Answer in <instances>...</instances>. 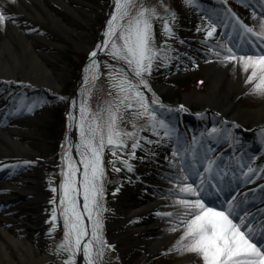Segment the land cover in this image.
<instances>
[{"label":"snow or ice","instance_id":"snow-or-ice-1","mask_svg":"<svg viewBox=\"0 0 264 264\" xmlns=\"http://www.w3.org/2000/svg\"><path fill=\"white\" fill-rule=\"evenodd\" d=\"M3 2L15 3V0ZM184 3L189 8L200 7L198 0H184ZM221 3L227 5L228 0H221ZM163 7L165 15H161L156 7H149L144 3L137 4L136 0H114V12L107 21L106 31L103 33L105 39L89 54V64L84 69L85 84L97 80L100 76L98 51L106 50V54L120 62L121 66L109 65L108 79L111 81L114 96L113 91H110L109 95L113 96V99L107 102L105 108L93 112L86 100L80 103L77 124L79 143L76 145L79 161L72 159L71 143L62 156L59 209L53 208L51 218L53 229L56 226L57 211L63 218V239L55 249L57 254H66L62 264H77L76 257L81 253L84 264H102L106 250L111 247L103 236L102 213L106 209L100 202L104 198L105 148L108 147L113 157H116L118 150L129 148L127 140H130L131 157L134 159L142 140L154 144L164 139L171 140L174 136L176 147L172 151V156L177 157L179 162L172 163L181 175L174 179L176 189L171 195L175 197L174 204L178 206V211L157 213L174 219L175 222L169 231L182 232L176 240L174 250L195 254L202 260V264H264V228L259 230L258 235L252 223L246 220L247 214L241 215L237 211L235 197L219 208L206 201V197L213 194V184L216 194L225 191L220 181H223L228 173L220 174L222 169L216 160L209 158L208 152L212 151L211 148L203 157H199L195 138L192 145L183 143L176 136V128L160 118L162 114L159 109L166 106L152 92L151 86L144 78L145 75H151L154 65L163 63L168 67L173 58H178L173 56L172 46L167 42L162 48L158 49L155 46L154 22H163L162 30L166 37L171 39L175 36L170 21L174 22L178 18L177 13L167 6ZM206 18L207 29L198 31H205L206 38L212 40L218 30L220 16L214 14ZM223 19L226 21L234 19L233 32L236 31V25H239L243 35L249 38L248 43L256 51L238 53L228 45L222 46L221 49L210 46L212 55L223 62H238L246 74L245 83L251 85L249 94L264 96V15L257 17L253 13V19L258 20V24L249 26L230 8H225ZM8 20L15 23L14 18L4 11L3 4L0 3V28L5 26ZM180 43L183 44L184 41L181 40ZM142 89L152 92L151 102ZM31 107L32 105H27L29 110ZM122 109L132 113L134 131H126L120 127ZM167 110L172 111L171 108ZM178 110L186 111L183 106ZM68 120L71 129L75 117L70 113ZM137 120H146L147 123L138 126L135 123ZM144 131H151L159 141L145 139L141 135ZM207 135L219 141L230 139L232 132L213 127ZM201 159L206 165L203 168L200 166ZM112 163L114 166L115 160ZM121 163L129 172L133 170V165L128 160H121ZM79 165H82V170ZM120 170L114 166V171ZM256 171L257 169L249 165L244 175L249 177V174H255ZM259 171L264 172V167L259 168ZM216 175H220V180L215 179ZM193 177H196L199 183ZM51 190L57 192L56 188Z\"/></svg>","mask_w":264,"mask_h":264},{"label":"bare ground","instance_id":"bare-ground-1","mask_svg":"<svg viewBox=\"0 0 264 264\" xmlns=\"http://www.w3.org/2000/svg\"><path fill=\"white\" fill-rule=\"evenodd\" d=\"M237 1L250 2V5L259 9V12L264 15V6H262L264 0ZM90 2V0H15V3H4L0 0L4 11L15 20V23L11 20L6 21L5 26L0 28V83L3 84L5 91L13 90L16 86H27L48 93L59 92L58 82L62 78L64 66L53 67L50 62L57 61L62 45L61 41L49 38L45 31L64 41L72 40L74 47L84 51L89 57L90 52L96 50V46L83 33L72 34V27L76 19L85 21L88 18ZM219 25H223L225 33L220 39V36L215 34L214 38L209 40L213 46L221 49L222 46L228 45L238 53L243 52L239 47L249 44L246 40L248 37H239L243 35V30L236 27V31L229 35L227 33L233 31V25L222 20ZM220 30L218 28V31ZM43 42L46 45L41 44ZM195 44L193 40H189L187 45L194 51V56L200 59L202 52ZM249 48V52L256 51L252 46ZM212 59L213 62L206 64L211 78L206 94L202 97L206 108L199 115L203 117L208 112L219 117L227 116L229 113L228 122L234 127L239 125L236 127L237 131H241L242 126L247 124L264 126V96L258 95V106L250 115L243 118L238 114L236 102L241 96L249 94L251 88V85L245 83L246 74L241 65L235 61L223 62L214 55ZM84 77L83 71L80 89H84L88 84H85ZM3 95H0V113L10 112L11 114L13 111L10 110L15 108V103L5 101ZM232 95H235L236 99L230 102L228 99ZM191 100H194L193 96L186 99V101ZM15 114L17 113L14 112L13 115ZM25 114L32 115L28 117L30 119H25ZM17 115L22 119H11L0 125V168L8 169L16 163L23 164L21 166L24 167L8 170L9 172L7 171L8 173L0 178V264H45L47 255L37 254L38 249L33 247L31 237L37 230L47 233L50 212L58 192L54 193L49 187L47 174L40 165L43 160L34 155L37 151H43L45 144L42 142L34 145L31 142L33 132L25 125L28 121L39 120L41 118L39 112L23 110ZM189 118L182 117L185 120L183 127L192 130L197 126L198 119ZM184 139V137L181 138L182 141ZM237 141H230L232 147L229 151L238 153L244 161L249 159L252 147L250 145L248 147L246 141ZM166 143L167 141L164 140L152 145L153 155L149 161L155 168L145 177L137 178L138 185L144 190H139L138 185L132 183V187L136 186V188L131 191V196L119 201L112 207L111 212L105 215V219H102L103 236L107 242L116 237H126L124 247L128 249L122 252L126 264H143L144 258L140 253L142 250L159 253L164 248H168L171 253L175 252L174 245L182 234L181 231H169L175 222L172 217L157 215V213L178 211V206L174 204L175 197L171 193L176 189L174 179L181 175L172 162L179 161L164 158L162 152ZM217 143L218 141L211 137L203 141V144L211 146ZM221 148L226 149L225 145L219 150ZM257 156L259 164L264 165L263 148L258 151ZM25 161L36 165L28 166ZM59 165L62 163L60 162ZM251 182L255 187L259 180L253 178ZM236 202L241 201L235 197ZM250 212L251 210L247 213L246 219L252 218L251 223L256 230L264 223V215L255 217ZM108 228L114 230L111 236L105 234ZM32 251H35L34 253L38 256L35 257ZM186 262L202 264V260L195 254H190Z\"/></svg>","mask_w":264,"mask_h":264},{"label":"rangeland","instance_id":"rangeland-1","mask_svg":"<svg viewBox=\"0 0 264 264\" xmlns=\"http://www.w3.org/2000/svg\"><path fill=\"white\" fill-rule=\"evenodd\" d=\"M88 9L89 14L88 18L85 21H79L76 19L73 23L72 34L76 32H81L86 38L93 43L95 46L99 41V34L104 26L105 18L107 16V10L111 5V0H90ZM137 4L144 3L149 7H156L157 11L161 15H165V7L167 6L172 11L177 13V19L174 22H171L174 28L175 36L171 39L166 37L162 30L161 21L154 22V35H155V46L159 49L162 48L165 42L172 46L173 56L178 58H173L169 63L168 67H165L163 63L153 66V70L150 76L145 75V79L148 81L151 86L152 92L156 94L160 102L166 106L164 109H159V112L162 114L160 118L166 120L170 125H173L177 132L176 136L184 135L182 130H185V134L189 135L188 141L185 143L191 145L193 139H206L210 138L207 133L213 127L217 129L231 130L232 137L230 139H220L215 146L208 145L212 149L211 152H208L210 159L218 160L227 159L228 155H222V151L219 150L223 144L227 143L229 140H239L240 142H247V145L252 147L250 153L253 157L255 154H258V151L262 148L264 149V126H254L252 124H247L242 126L241 131H237L229 121V113L227 116H214L213 113H206L203 117L199 114L203 113L206 106L202 102V97L206 94L207 88L210 83V74L206 68V64L213 62L212 48L209 45H205L200 42H196L197 49L202 52L200 59L194 56V51L188 47L189 40H202L206 41L205 31L198 29H207L208 15H219L220 20L225 21L231 25L235 24V20L226 21L223 19V10L225 8H230L233 12L239 16L245 24L249 26H256L258 20L253 19V13L257 17L261 16L262 13H257L253 11V6L249 3L237 1V0H228V4L224 5L221 3V0H198L200 5L199 8H189L185 5L184 0H136ZM163 5V6H161ZM264 6V5H262ZM237 29L239 25H236ZM241 30V29H240ZM233 31L227 33L232 35ZM45 34L50 38H54L57 41H61V50L57 55L56 62H50V64L55 66H64L62 70V78L58 82L60 90L58 93H48L45 91H35L31 90L27 86L18 87L16 86L13 90L5 91L2 90L3 87H0V95H3L4 100L7 102L14 101L15 108L10 111L19 112L25 110V112H39L41 118L39 120L28 121L25 123L28 130L33 132L31 137V142L36 145L40 143L45 144V149L43 151H37L34 153L35 157L40 160H43L41 167L47 174L49 187L56 188L59 192V185L61 182V169L62 165L55 166L56 163L62 161V155L64 151L65 142L63 139V144L57 145L55 142L49 138L48 135V123L51 120L52 110L56 107L59 110L67 113L69 107V99L73 96L74 92L77 89V83L81 76V70L87 62L88 55L82 50L76 49L73 45V41H64L60 37L52 36L51 33L45 31ZM239 37H244L241 34ZM72 39H75L72 37ZM249 38L246 40L248 41ZM183 40L184 43L181 44L180 41ZM198 41V40H197ZM45 44V42L41 43ZM195 44V45H196ZM46 45V44H45ZM234 46V42H233ZM250 44H243L239 47L242 51H250ZM46 48V47H45ZM191 50V51H190ZM205 53V54H204ZM196 54V52H195ZM101 56L107 58L113 64L121 65L120 62L113 60L109 55L106 54V50L102 51ZM82 60L83 63H82ZM82 63V64H81ZM110 68L107 65H101L100 76L97 80L89 82L84 89H80V100H86L88 106L93 112H96L107 106V102L113 99L114 90L111 89V81L108 79ZM182 81L181 86L178 85ZM143 90V89H142ZM113 91V96L109 95V92ZM145 95L149 97V102H151L152 92L143 90ZM2 92V94H1ZM90 93V95H89ZM189 96H193L194 100L186 101ZM236 99L235 95H232L228 101H234ZM27 105H32L31 109L27 108ZM53 105V106H52ZM238 106V114L242 115L243 118L247 115H250L252 110L258 106V95L255 94H245L241 96L239 101L236 102ZM183 106L186 111H179L180 107ZM226 107L227 104L225 103ZM158 107V106H156ZM167 108H171L172 111L169 112ZM178 108V109H177ZM11 116L10 112L0 113V125L7 123L11 119L21 120L22 117L15 114ZM41 113V114H40ZM33 114V113H32ZM32 114H25V119H30ZM122 120L120 122V127L126 131H134L132 128L133 116L132 113L125 112L123 109L120 113ZM183 116L196 117L198 124L192 130L182 129L184 123L182 119ZM199 116V117H198ZM241 116V117H242ZM25 121V120H24ZM227 122V123H225ZM137 125L146 124V120H137L135 121ZM188 128V127H187ZM204 134V135H202ZM141 135L148 140H157V136L152 135L151 131H144ZM127 140V138H125ZM175 141L173 144L168 143L167 150L163 151L165 159H177V157L172 156V151L176 147V138L173 137ZM169 141L168 139H164ZM163 140V141H164ZM172 140V139H171ZM54 142V143H53ZM161 142V141H159ZM129 148L126 150H118L117 156L113 157L111 150L106 147L104 150L103 161L105 168V179H104V198L100 201L103 207L106 209L102 213V219H105V215L111 212L112 207H114L122 199H127L131 196L132 188L130 186L132 171L129 172L127 168L121 163V160H128L131 163L133 160L138 159L141 161V154L146 155L148 158H151L153 151H150V145L141 141V147L136 150V156L133 159L131 157V141L127 140ZM63 146V147H62ZM173 147V149H172ZM205 147V146H204ZM203 147V148H204ZM222 149V148H221ZM199 153V152H198ZM197 155L203 157L204 154ZM233 159L237 162L241 161V156L232 154ZM221 156V157H219ZM245 164V172L247 171V166L252 165L250 163V158ZM46 158V159H45ZM218 158V159H217ZM188 159H191V152L188 153ZM115 160V167L120 168L119 172L114 171V166L112 161ZM26 162V161H25ZM28 166L36 165L35 163L28 162ZM21 165L23 164H14L10 168H0V176L6 175L10 170H18L24 168ZM206 166L203 163V160L200 161V166ZM155 166L152 163H148L145 167H141V173L137 174V178L149 174ZM8 171V172H7ZM109 175H117L118 180H114L111 183V186L107 187ZM261 178V177H260ZM264 179V176H262ZM263 183V182H262ZM264 184V183H263ZM117 189H119L117 191ZM139 190H144L143 187L138 186ZM109 193H112V196H108ZM214 194L210 195L213 196ZM59 196L55 199L53 207L51 209V215L48 223L47 233L37 230L33 234L31 243L35 249H38L37 254L40 256L42 254L47 255V262L45 264H62L66 259L65 253H56V245L59 244L63 239V218L60 216L59 211H57V219L55 221V228L53 229L52 222V212L53 208L59 209ZM227 201L220 200L215 202L216 207H220L222 204H226ZM32 216V215H31ZM22 222H25L22 220ZM30 222V220H29ZM26 223V222H25ZM51 229V231H50ZM114 233V230L108 228L105 230V234L111 236ZM144 238V237H143ZM126 237H116L110 242H107L111 247L108 248L103 256V264H126V259L122 255V252L128 248L124 247L126 243ZM33 253L35 251H32ZM141 256L144 258L143 264H187V257L192 253H180L173 252L167 249H163L161 252H145L141 251ZM36 253L34 256L37 257Z\"/></svg>","mask_w":264,"mask_h":264},{"label":"water","instance_id":"water-1","mask_svg":"<svg viewBox=\"0 0 264 264\" xmlns=\"http://www.w3.org/2000/svg\"><path fill=\"white\" fill-rule=\"evenodd\" d=\"M112 8H113V0H111V5L108 8L109 11H107V16L105 18L104 26H103L100 34H99V41H98L97 45L101 44L102 41L105 39V37L103 36V33L106 31L107 21L111 18V14L114 12V9L112 10ZM101 53H102V51H100L99 54H98V58H99L98 60L100 62V71H101V65H103V64L107 65V66H109L111 64V65H113L115 67H120L121 66V65H117V64L111 63L107 58L102 57ZM88 61H89V57L87 59L86 64L84 65V67L81 70V76H80V79H79V81L77 83V89L74 92L73 96L69 99V107H68V111H67V114H66V117H65L66 133H65V140H64L65 146H64L63 154H64L65 151L68 150L69 143H71V156H72V159L74 161H77V162L80 159L79 155H77V152H76V145L79 143V131H78L77 124H78L79 115H80L79 106H80V103H81V100H80V88H81V86L80 85H81V81H82V74H83V71H84L85 67L88 64ZM73 101H75V106H74L75 109H73ZM70 113L75 117V120L72 122L73 126H72L71 129L69 128V120H68V116H69ZM59 163L60 162L58 161L55 166H58ZM79 167L82 170V165H79ZM80 203H81V206H82V203H83L82 202V198H81ZM85 222H86V224L88 223L86 218H85ZM76 262H77V264H84L82 253L77 255ZM102 264H103V262H102Z\"/></svg>","mask_w":264,"mask_h":264},{"label":"trees","instance_id":"trees-1","mask_svg":"<svg viewBox=\"0 0 264 264\" xmlns=\"http://www.w3.org/2000/svg\"><path fill=\"white\" fill-rule=\"evenodd\" d=\"M83 61L84 60H82V63ZM181 84H182V81L178 83L179 86H181ZM47 130H48L49 138H51L55 142V144L57 145L63 144V139L65 136V112L64 111L59 110L56 107H54V110H52L50 123H48ZM114 180L119 181L118 176L109 175L107 187L111 186V183ZM111 194L112 193H109L108 196H112Z\"/></svg>","mask_w":264,"mask_h":264}]
</instances>
